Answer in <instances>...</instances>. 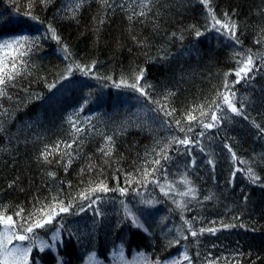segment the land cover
<instances>
[{"label":"trees","instance_id":"obj_1","mask_svg":"<svg viewBox=\"0 0 264 264\" xmlns=\"http://www.w3.org/2000/svg\"><path fill=\"white\" fill-rule=\"evenodd\" d=\"M20 37L0 215L28 264H264V0H0V43ZM141 72L145 95L122 83Z\"/></svg>","mask_w":264,"mask_h":264},{"label":"snow or ice","instance_id":"obj_2","mask_svg":"<svg viewBox=\"0 0 264 264\" xmlns=\"http://www.w3.org/2000/svg\"><path fill=\"white\" fill-rule=\"evenodd\" d=\"M207 2H208V0H201V3L205 4L206 7H207ZM141 14H143V13H141ZM213 20L215 21L216 24H220V21L216 20L215 16H213ZM221 26L224 27L226 30L231 31L233 37L235 36V32H234L235 25L234 24L231 25L230 27L227 25H221ZM197 35H200V33L197 32ZM24 39H26V37H20L19 39H12V40H3V42L0 43V48H10L13 45H19V44H21V42ZM252 63H253V59L251 56H249L247 58V60L244 62V66L241 67L240 70L235 73V75L239 78L241 76V72H243L244 75L247 76L248 71L251 70ZM12 67L13 68L16 67L15 63H13ZM81 70L83 71V69H81ZM6 75H7V79H9V80L12 79V75H8V74H6ZM142 76H143V72H141L140 75L137 77L136 82L128 84L127 81H122V83L125 84L127 87H131V88L135 89L136 91L140 92L141 95H145L143 88L138 86L139 80ZM4 83H5L4 77L0 76V85H2ZM227 85H228V82L226 81L225 87H227ZM3 95H5V93L2 89H0V96H3ZM224 101H225V103L228 104L229 108L234 113H236L237 115L240 114L239 110L236 107H234L233 104L231 103L229 96L225 95ZM188 119L193 120V119H195V117H193L191 114H189ZM216 119L217 118L215 116H213V120H216ZM177 123H179V121H177ZM204 126L206 128H209V127H212L213 125L205 124ZM180 143L188 144L189 141L187 140V138H185L184 140L180 141ZM102 151H103V149H102ZM106 154H110V150ZM164 158L167 159L166 156ZM233 158L235 159V157H233ZM155 163L158 164L159 161H155ZM209 163H211V161H209ZM252 179L255 180L256 177L253 175ZM185 183H187V181H185ZM97 190L109 191L107 186H105L103 184L99 185L98 188L92 189V191H97ZM121 191H123V190H121ZM193 191H194L193 189L189 188V192H193ZM185 194H187V193H185ZM83 198L87 199L88 197H87V195H85ZM68 207H71V205H68ZM68 207H64L63 205H61L59 208V211L66 212L68 210ZM49 211L52 214L47 215V217L43 220H41L39 217L33 216L34 222L29 224L24 229V231H26L27 233H32L33 228H41L44 226V224L51 223L52 219L54 218V215L58 214V213H56V206L55 205L49 206ZM17 215H20V213H17ZM0 224L4 225V231H3V233H0V235L3 236V239H0V252H3L5 255L12 256L13 264H28L27 257H28V253L31 252V248H23V249L13 248L11 250H9L7 248V245L9 243H11V237H15V239H18L21 241L25 240L27 237L25 235H22V234H17L16 232L13 231V229H15L17 227V225L11 216L5 217L3 215H0ZM203 231H205V229H201V232H203ZM208 231L215 232V229H209ZM192 234L196 235L195 232H193ZM47 247H49L48 244L42 245L41 251H43L44 248H47ZM184 259H186V260L188 259L187 255H185ZM2 264H9V262L7 260H5L2 262Z\"/></svg>","mask_w":264,"mask_h":264},{"label":"rangeland","instance_id":"obj_3","mask_svg":"<svg viewBox=\"0 0 264 264\" xmlns=\"http://www.w3.org/2000/svg\"><path fill=\"white\" fill-rule=\"evenodd\" d=\"M127 213L129 214V217H130V219H131V222L134 224V226L135 227H138V225H140V220L137 218V216H135V214H133V213H131L130 212V210H127ZM2 230H1V233H3V231H4V227L3 228H1ZM0 239H3V236L2 235H0ZM11 239H12V237H11ZM12 241V240H11ZM7 248L9 249V250H11V249H13V248H16V246H13V245H11L10 243L7 245ZM3 258L4 259V261L5 260H7L8 262H9V264H13V260H12V256H10V255H5L3 252H0V258ZM96 263V262H95ZM94 263V264H95Z\"/></svg>","mask_w":264,"mask_h":264}]
</instances>
